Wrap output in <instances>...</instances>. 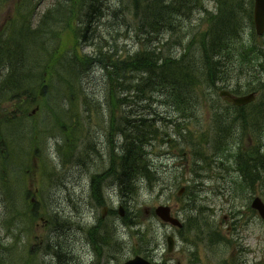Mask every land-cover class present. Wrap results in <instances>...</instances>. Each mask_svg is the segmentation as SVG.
<instances>
[{
    "label": "rangeland",
    "instance_id": "1",
    "mask_svg": "<svg viewBox=\"0 0 264 264\" xmlns=\"http://www.w3.org/2000/svg\"><path fill=\"white\" fill-rule=\"evenodd\" d=\"M222 1L199 0L200 7H197L198 2L192 0L194 5L189 15L174 16L173 21L177 25L175 33L161 34L159 31V35L154 36L142 29L143 23L137 34L133 0H124V5L129 4L131 7L132 27H118V34H115L113 22L117 26V21L106 19L96 25L99 36L103 38V48L109 47L104 38L107 36L111 39L116 60L148 50L161 63L168 56L180 59L185 48L189 49L187 64L192 63L200 70L195 73L199 86V91L195 93L198 98L193 99L197 103L196 107L186 106L188 110H193L192 114H183L174 105L166 104L167 101L149 107L146 97L130 91L125 92L124 104L117 106L114 101L115 104L112 105L113 95L109 101L106 99L107 75L100 65H95L88 72L85 68L80 69L79 79L82 95L86 96L87 92L90 100L96 101L91 105L102 103L104 105H100L101 108H89L80 95L73 105L74 110H52L51 107H46L33 114L36 108L34 106L31 115L21 121V126L29 132L22 133L25 142L18 136L22 128L15 126L9 131V135L13 136V155L10 154L11 143H5L7 156L4 159L7 161L2 167L12 170L11 179L13 178L14 183L18 181V184L14 188L11 186L4 196L0 194V222L4 227L2 236H9L5 238L0 251L1 264H122L134 257L136 251L147 253L158 264H222L224 251H227L226 257L231 261L230 264H264V221L250 207L256 197L264 201V182L259 176L254 188H245L243 191L245 180L241 177L245 175L240 170L243 160H235L243 155L244 150L258 152L264 161V114H254L262 102L260 96L263 95L258 92L256 102L245 113H239L242 110H234L231 104L220 98V92L224 89H219L227 82L238 80L240 63L249 68L253 62L238 57L236 69L232 70V60L224 58L222 62L226 66L224 71L227 78L224 79L225 83L218 82L216 85L207 79L205 71L203 34L214 23L211 14L219 11ZM55 2L56 0H38L32 15L34 28L40 25L42 16L54 7ZM230 2H233L238 13L239 31H242L244 41L264 50V36L253 37L255 29L251 23V14L254 0ZM0 6L2 32L7 28V23L17 16V0ZM230 9H233L231 5L227 6L223 15H228ZM57 17L60 16L49 20V27L55 24ZM151 41H155L156 47L151 45ZM239 47L241 48L240 44ZM233 48L234 46L231 49ZM61 50H77L81 55L94 54V48L90 46L79 47L78 37L71 29L61 36ZM38 60L40 64H46L40 62L39 58ZM258 71L261 72L259 68L251 72ZM138 74L141 72H128L129 82L135 81ZM56 80L53 90L67 88V83L64 84L59 78ZM244 116L248 121H245ZM165 117L176 119L187 126V129L181 131V137L178 135L180 129L166 124L162 120ZM112 121L115 132L112 131ZM144 121H154L155 127L151 130L160 134L147 149L151 171L156 174L158 181L152 189L145 185L141 194L133 198L129 192L121 191L119 180L111 177L107 181V188L112 185V191L104 192L106 198H109L111 213L103 219V209L94 208L92 211L86 202L91 199L89 186L92 176L103 173L104 169L111 171L109 153L105 147L109 142L108 132H111L117 142L128 132L132 141L131 127ZM1 134L5 142L10 140L6 129ZM217 139L220 144H217ZM162 140L166 142L163 143ZM30 144L33 157L28 159L25 147L30 151ZM37 144L39 150H35ZM70 148L73 150L70 151ZM116 149L122 151L121 146ZM116 149L111 154L112 158L119 154ZM103 150L106 161L102 163L103 157L94 154H101ZM129 151V148H124V156L129 155ZM202 155L207 157H201ZM259 156L257 160H250V164L252 172L259 174L261 171L263 174ZM195 162L199 164L196 165ZM208 162L210 165H206ZM194 167L202 172V179L195 180L192 171ZM10 174L4 175L9 177ZM188 184L194 186L193 190L197 194L195 202L189 195L182 198L177 196L179 189ZM6 198L9 199L10 206L4 201ZM120 205L128 210L125 218L118 212L115 215L112 213ZM161 205L170 206L172 215L185 223L190 213L200 210V222L207 220L222 236L234 240L233 246L229 248L223 239H220L222 244L215 248L206 243L207 238L201 242H196L197 238L185 241V230L179 231L155 215L154 210ZM139 210L140 213L144 212V217H139L138 214L135 216V212ZM15 213H19V218H15ZM34 214L36 220L33 219ZM126 219H130V226H127ZM98 220L104 223L102 232L112 231L114 239L111 246L103 247L102 254L100 249L95 251L89 243L92 237L87 233L90 226H95L96 231L100 230L98 226L101 223L97 224ZM140 222L142 226L131 227ZM168 236L175 239L172 253L168 252Z\"/></svg>",
    "mask_w": 264,
    "mask_h": 264
},
{
    "label": "trees",
    "instance_id": "2",
    "mask_svg": "<svg viewBox=\"0 0 264 264\" xmlns=\"http://www.w3.org/2000/svg\"><path fill=\"white\" fill-rule=\"evenodd\" d=\"M10 1L0 0V4H6ZM191 1L133 0V16L138 30L136 33H139L140 24L143 25V23L142 29L149 31L154 36H158L159 31L161 34L174 32L177 29V25L173 21L174 16L177 17L178 14L189 15L194 5ZM198 1L196 0V2ZM37 2L38 0H17V16L10 23H7V28L3 29L4 31L0 32V194H3V196L14 185L10 171L2 167L7 161V159H4L7 156L5 154L7 144L5 143H11L10 153H12L14 146L13 136L9 135V131L15 126H20L22 132L18 136H20L21 141L25 142L22 133L24 131L29 132L21 126V121H25L31 115L34 106L39 107L41 110L46 107H51L52 110H74L73 105L79 99V95L83 97L89 108L92 106L101 108L104 105L102 103L91 105L94 101L88 98V93L85 92L86 96L82 95L79 79L81 76L80 69L82 68H85L88 72L92 71L95 65H101L102 70H105L107 75L105 91L108 96L106 99L109 101L110 96L113 95L114 99L111 98L112 105L115 104L114 101H116L117 106L121 103L124 104L126 91L134 94L138 92L145 98L146 86H148L147 88H163L166 104L174 105L183 114H192L193 110H188L186 106L195 108V104H197L193 99L198 98V96H188L183 88V85L197 84L195 73L200 72L194 64H187L189 49L185 48V52L180 59L168 56L160 63L154 53H150L148 50L139 51L136 56L127 58L125 56L121 60H116L113 54L115 49L110 44L111 39L107 36L104 39L107 40L105 44H109V47L103 48V38L99 36L96 29V25L101 21L106 19L117 21V26L113 22L115 34H118V27L122 29L128 26L132 27L130 25L132 24L131 7L129 4L125 6L124 0H56L54 7L42 16L40 25L34 28V17L32 15ZM232 4L233 2H230V0L221 2L219 11L216 14H211L214 23L203 34L202 46L206 55V77L213 85L218 82L225 83L227 77L224 69L226 66L222 61L226 57L232 60V70L236 69L235 62L238 61V57L252 61L253 63L249 68L240 63L238 80L227 82L219 89H227L231 86L230 90L235 94L261 92L263 95L260 96L262 102L258 105L259 108L254 114H264V50H259L256 44H247L244 41L242 31H239L238 13L235 5ZM196 5L200 7L199 2ZM230 5L233 9H230L228 15H223L226 7ZM56 16L60 17H57L55 24L49 27V20ZM251 23L253 24L252 14ZM70 29L78 37L79 47L90 46L94 48V54L81 55L77 50L64 52L61 50V36ZM253 37L256 38L255 32H253ZM150 43L153 47H156L155 41ZM232 46H234L233 50L231 49ZM38 58L40 62L46 64H40ZM96 59L97 61H95ZM257 68L261 72H251L257 70ZM128 72H141V74L137 75L135 81L129 82ZM55 77L59 78L64 84L67 83L65 85L68 89L54 88L53 90L52 87L57 82ZM181 80L185 84H182ZM74 98L75 100H73ZM165 101L162 103H165ZM107 103L109 105V102ZM150 104L147 105L150 107ZM68 105L70 108H66ZM247 108L243 107L241 108L242 112H239L240 110L238 112L245 113ZM244 118L245 121H248L245 116ZM153 123L155 122L147 123V121H144L132 127L133 139L130 140L131 144L128 147L130 149L129 155L122 157V167H119L122 175L116 178L122 182L125 190H129L133 198L140 195L143 186L154 188L158 181L156 174L151 171L147 150L152 141L160 136L159 133L151 130L155 127ZM3 129H6L9 136L10 140L8 142H5V138L1 134ZM112 129L115 132L114 126ZM161 142L165 143L166 141L162 140ZM187 144L190 145L188 142ZM35 150H39L38 144ZM72 150L70 148V151ZM255 155L258 158L259 153L251 151L244 152L242 155L246 157L241 163L242 170L244 173L247 172L245 183H243V191L245 188H254L259 176L264 182V161L262 157L259 156V159H261L259 165L263 170V174L259 170L258 174V172H252L249 169L250 160H253ZM201 157L207 156L202 155ZM195 164L198 165L199 163L195 162ZM206 165H210V162ZM6 173L10 174L9 177H5L4 174ZM193 173L195 180L202 179L200 170L194 167ZM193 189V185L188 187L186 195L192 197V201L195 202L197 194ZM96 197L98 204L101 205V195H96ZM4 201L7 206L11 205L9 199L6 198ZM140 212V210L136 211L135 216L136 214L142 216L143 212ZM18 214L15 213V216L19 217ZM33 219H37L35 214ZM196 220L198 223L194 226L199 235H206L213 246L219 245L221 233L216 231L217 228L207 220H204L203 223L199 219ZM188 224L189 226L191 224L189 218ZM108 238L111 239L110 236ZM1 263L3 262L0 257Z\"/></svg>",
    "mask_w": 264,
    "mask_h": 264
},
{
    "label": "water",
    "instance_id": "3",
    "mask_svg": "<svg viewBox=\"0 0 264 264\" xmlns=\"http://www.w3.org/2000/svg\"><path fill=\"white\" fill-rule=\"evenodd\" d=\"M254 23L255 28L258 36H263L264 34V0H255V7H254ZM221 96L233 102L236 106H245L252 103L256 99V95L254 93L241 96V97H234L228 91H224L221 93ZM185 189H182L179 192V196L184 193ZM252 207L259 211L261 217L264 219V202L260 198H256L253 201ZM106 213V212H105ZM104 213V215H105ZM120 214L124 215L123 208L120 209ZM156 214L165 222H169L175 226L181 227V223L178 219H175L171 216V209L166 206H160L156 209ZM170 243V251L173 247V239L169 238ZM125 264H152L148 260L144 259L143 257L137 256L132 260H129Z\"/></svg>",
    "mask_w": 264,
    "mask_h": 264
},
{
    "label": "bare ground",
    "instance_id": "4",
    "mask_svg": "<svg viewBox=\"0 0 264 264\" xmlns=\"http://www.w3.org/2000/svg\"><path fill=\"white\" fill-rule=\"evenodd\" d=\"M88 54L89 53H86L83 55H88ZM181 83L185 84V82L182 80H181ZM183 86H184L183 88H184L185 94H187L190 97L195 96V93H197L199 91V86L197 84H190L188 86H186V85H183ZM147 87L148 86H146V100L145 101L148 103H151L150 104L151 107H152V104H159V103H162L163 101L166 100V97L163 93V88L159 89L158 87H153V88H147ZM174 124L177 128L180 129V131L187 129V126H185L182 122H180L178 120H175ZM104 153L105 152L103 150L101 152V154L96 153L94 155H96V156L99 155L100 157H103L102 158L103 160L106 161V155ZM108 157H109V164L111 166V169L116 167L112 156L110 154H108ZM223 197H225V196H223ZM191 210H193V209H191ZM198 211H200V210L196 209L193 214L190 213L188 216L191 224H190V227L186 228L185 232L183 233L185 241H188L189 239L194 240V239L199 237V232L197 230H195V226H194V224L198 223V221L196 219H199L198 217H200V216H198Z\"/></svg>",
    "mask_w": 264,
    "mask_h": 264
},
{
    "label": "flooded vegetation",
    "instance_id": "5",
    "mask_svg": "<svg viewBox=\"0 0 264 264\" xmlns=\"http://www.w3.org/2000/svg\"><path fill=\"white\" fill-rule=\"evenodd\" d=\"M128 136L129 135H124V137L122 136V138H123L124 141H123V143L120 142L119 145H118V146H121L122 152H124V148H128V146L130 145V137H128ZM105 147L108 149V153L111 152V150L115 149L114 142H113V139L111 137H109V142L107 143V145ZM102 162H105V160L102 159ZM102 175H103V179L101 180V182H98V187H99V185L101 183V192H102V190L106 192L107 190H110V186L107 188V186H108L107 181L109 179H111V177L114 176V173H112V171L106 170V171L103 172ZM94 181L95 180H91L90 186H89V190H90V194H91L90 198L91 199L89 200V202H86L87 203V207L91 206V209L90 210H92V211L94 210L93 206H95V207L97 206L96 205V201L94 199V195H93L94 185H95L94 184ZM112 213L113 214H116V211L115 212L112 211ZM97 223L100 224L99 220H98ZM89 243L92 245V247L96 251V247H95L96 246V240L92 238V240H90ZM228 246H229V248H231V246H233V245L228 244ZM226 256H227V251H226V253L224 255V260L225 261H223V264H230L231 261H229V258H227ZM178 264H181V263L178 262Z\"/></svg>",
    "mask_w": 264,
    "mask_h": 264
}]
</instances>
